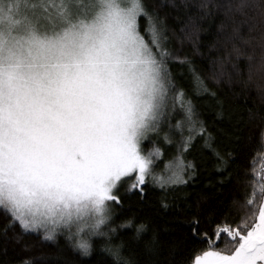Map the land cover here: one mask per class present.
<instances>
[{"label":"snow or ice","instance_id":"obj_1","mask_svg":"<svg viewBox=\"0 0 264 264\" xmlns=\"http://www.w3.org/2000/svg\"><path fill=\"white\" fill-rule=\"evenodd\" d=\"M183 7L192 11L177 34L147 0H0V236L5 242L33 232L54 240L62 226L82 255L90 254L91 237L98 236L110 264H137L124 253L147 226L134 217L113 225L123 197L143 201L146 189L155 186L165 193L161 206L170 207L166 193L194 175L184 155L197 140L215 156L217 170L228 172L233 153L216 146L169 65L187 66L196 92L215 101L217 117L225 114L224 101L206 80L235 78L264 98V0H184ZM213 14L221 17L220 43L204 75L186 56L176 55L169 41L170 36L188 39L202 16ZM177 108L181 115L173 124ZM248 114L249 120L256 118L251 109ZM256 116L264 145V113ZM165 126L166 144L173 142L170 136L179 137L177 154L174 163L165 161L157 171L162 151L145 152L142 141L159 137ZM242 207L233 226L225 222L227 214L205 218L198 205H186L194 213L188 228L209 242L189 264H264V188L253 184ZM89 210L91 223H80ZM133 228L131 236L121 234ZM221 238L224 247L215 249ZM154 243L155 238L146 246Z\"/></svg>","mask_w":264,"mask_h":264},{"label":"trees","instance_id":"obj_2","mask_svg":"<svg viewBox=\"0 0 264 264\" xmlns=\"http://www.w3.org/2000/svg\"><path fill=\"white\" fill-rule=\"evenodd\" d=\"M183 2L184 0H147L177 34L192 11L183 7ZM220 22L219 14L202 16L196 30L188 39L180 42L170 36L169 47L176 55L186 56L197 71L207 75L209 63L218 55L220 40L217 32ZM169 67L178 87L184 90L187 98L195 105L199 118L216 137V146L231 151L235 158L231 160L228 172L218 171L215 156L203 147V140H197L192 149L184 155V159L194 165V175L187 185L177 186L166 193L165 202L169 203L170 207L161 206L165 193L155 186L146 189L143 201H138L135 195L123 197L124 206L114 210L113 225L134 217L136 223L143 222L147 226L139 239L126 246L124 253L137 264H189L196 253L208 248L209 242L193 235L188 228L187 222L194 213L186 209V205H198L205 218L217 215L222 219L227 214L229 219L225 222L235 226V221L244 214L243 200L246 194L252 192V185L255 184L257 190L264 188V145L259 135L261 124L256 116L258 111L264 113V98L235 78L229 82L225 76L218 83L206 80L205 83L217 93L218 99L224 101L225 114L222 118L217 117L215 101L202 91L196 92L187 66L171 63ZM249 109L256 118L249 120ZM229 113L232 114L231 118ZM180 115L177 108L172 118L173 124ZM238 119L240 123L236 126ZM166 130L165 126L159 137L152 135L142 141L145 152L153 147L161 149L162 158L156 163L157 171L164 168L165 161L174 163L173 157L177 154L179 137L170 136L169 139L173 142L166 144L163 140V131ZM3 222V213L0 212V224ZM219 222L220 219L215 221ZM58 227H61V230L56 232L54 240H42V232L25 234L19 241L9 239L5 242L0 236V264H22L25 260L35 261L36 264H110V257L100 248L102 237H91L92 251L89 255H82L78 249L72 247V241L67 238V231L63 230L62 226ZM201 231H207V228L202 225ZM133 232L134 228L123 230L121 234L127 237ZM84 234L87 235V231ZM153 238L155 243L146 246ZM209 238L215 240L211 233ZM225 243L226 240L221 238L214 248L220 249Z\"/></svg>","mask_w":264,"mask_h":264},{"label":"rangeland","instance_id":"obj_3","mask_svg":"<svg viewBox=\"0 0 264 264\" xmlns=\"http://www.w3.org/2000/svg\"><path fill=\"white\" fill-rule=\"evenodd\" d=\"M130 2H131V0H121V3H123V4H127V3H130ZM263 176H264V173H263ZM91 220H92V215L90 214V210H89V211H86V212H85L84 217H83V219L80 221V223H85V224H87V223H89V221H91ZM73 228H75V225H74ZM85 231H87V229H85Z\"/></svg>","mask_w":264,"mask_h":264}]
</instances>
